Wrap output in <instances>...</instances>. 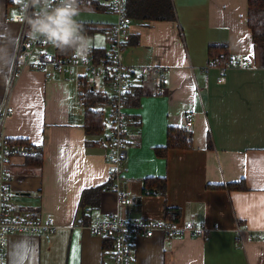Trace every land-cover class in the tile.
<instances>
[{
    "label": "crops",
    "instance_id": "0c3cea01",
    "mask_svg": "<svg viewBox=\"0 0 264 264\" xmlns=\"http://www.w3.org/2000/svg\"><path fill=\"white\" fill-rule=\"evenodd\" d=\"M17 2L0 0V108L5 103L8 108L3 134L41 143L43 150L10 158L13 198L20 215L53 216L54 228L8 234L4 264H114L113 249L103 251V237L79 223L81 193L96 186L105 187L92 220L118 214L127 221H159L170 206L178 209L180 223H203L207 229L201 236L170 240L159 231L151 236L139 232L131 264H264V239L256 238L264 230H253L237 218L229 195L264 197V41L252 38L248 0H171L175 19L130 17L122 36L123 63L157 66L160 72L130 76L131 92L136 89L139 96L136 104L132 99L125 104L131 132L119 181L120 192L130 198L124 206L117 204L109 176V128L86 132L85 107L74 98V75L51 65L34 67L36 55L13 73L21 25L5 18L16 12ZM97 2L79 7L80 13L96 12L95 19L78 20L109 30L115 21L111 0ZM105 38L106 45L90 49L107 54L106 33ZM211 43L225 44L233 62L221 82L219 69L206 65ZM42 50L55 54L54 46L36 51ZM82 76L91 89L111 97L107 78L81 72L79 86ZM106 106V116L104 105L95 108L107 117ZM185 113L193 121L191 146L157 154L155 149L166 144L167 130L183 127ZM148 178H164V193H146ZM241 180L244 190L210 186ZM246 204L242 197L241 207Z\"/></svg>",
    "mask_w": 264,
    "mask_h": 264
},
{
    "label": "built area",
    "instance_id": "2783aa9c",
    "mask_svg": "<svg viewBox=\"0 0 264 264\" xmlns=\"http://www.w3.org/2000/svg\"><path fill=\"white\" fill-rule=\"evenodd\" d=\"M88 3V0H78L81 7ZM110 8L115 15V21L110 28L109 40L110 49L105 57H97L92 52L84 56L61 59L53 52L36 51L37 48L51 47L45 40H33L27 36V25L23 20L17 19L19 4L15 15L5 18L6 21L16 22L21 25L17 51L13 61V73L30 64V59L37 56L36 68H43L51 65L59 71L73 74L75 77V102L84 106L80 94L79 75L81 72L89 74L91 78L101 76L108 79L112 86L111 101L109 104V115L104 119L105 125L109 128L107 139L108 151L106 159L110 165L109 176L113 179L114 191L117 193V204L124 206L130 203V198L120 192L119 181L122 177V167L127 158V143L131 132L128 123V114L125 110V101L130 88V76L138 71L140 74H151L154 77L160 72L157 66H130L123 63V39L131 23L127 15V0H111ZM231 59L222 65H215L212 60H207V67L219 69L218 82L222 81L227 68L232 65ZM8 114L7 104L0 108V264H4V252L7 235L10 233L40 234L51 231L54 228L53 216H32L20 215L17 211V204L13 198L12 176L9 171V161L12 156L30 157L42 153L41 143L25 141H14L3 134L5 119ZM193 125L189 113L184 114L183 128L189 130ZM146 193L149 189L144 187ZM90 230L101 237L112 240L114 252V264H131V247L134 236L142 232L146 236L153 235L156 231L163 234L166 240L186 235L201 236L207 229L203 223L185 221H127L118 214L96 215L92 222L87 225ZM256 238L264 239V233L257 234Z\"/></svg>",
    "mask_w": 264,
    "mask_h": 264
},
{
    "label": "trees",
    "instance_id": "16d2710c",
    "mask_svg": "<svg viewBox=\"0 0 264 264\" xmlns=\"http://www.w3.org/2000/svg\"><path fill=\"white\" fill-rule=\"evenodd\" d=\"M94 4H97V0H93ZM100 9V7L98 8ZM127 15L134 19H141L145 21L150 20H171L175 19V10L171 3V0H127ZM248 26L251 29L252 38L255 42L264 41V0H248ZM82 30L89 36L99 28L94 24L80 22ZM103 30L107 36L109 30ZM54 52L58 58L73 57L74 53L71 49L60 50L54 47ZM89 52H92L97 57H105L106 53L101 48H91ZM207 58L212 60L215 65H222L230 59V55L225 44L211 43L207 48ZM80 93L84 100L86 123L85 130L89 134L102 133L105 128L103 113L96 110V106H106L110 104L111 97L107 94L97 90L91 89L87 83V76L80 78ZM139 92L136 89L129 92L125 101L127 104L129 99L133 104L137 103ZM166 144L161 147H157V154H164L169 148H189L191 146V134L189 130H185L183 127H171L167 130ZM144 186L147 187L150 193H164L165 179L164 178H148L144 180ZM211 187H226L227 189L244 190V181L228 182L225 185H210ZM105 186H96L93 188H86L82 191L79 205L81 209V216L79 223L82 225H89L92 222V209L97 207L98 197L101 188ZM89 210H88V209ZM176 207L166 206L164 211L165 221L176 222L179 221V212ZM112 240L107 237H103V251L112 250Z\"/></svg>",
    "mask_w": 264,
    "mask_h": 264
},
{
    "label": "clouds",
    "instance_id": "9594fccd",
    "mask_svg": "<svg viewBox=\"0 0 264 264\" xmlns=\"http://www.w3.org/2000/svg\"><path fill=\"white\" fill-rule=\"evenodd\" d=\"M17 19L27 25L30 39H42L60 50L71 49L77 56L90 50L91 37L83 30L77 17L80 15L78 0H18ZM230 198L237 218L253 230H264V197L231 192ZM247 204L240 205V199Z\"/></svg>",
    "mask_w": 264,
    "mask_h": 264
},
{
    "label": "rangeland",
    "instance_id": "374dc122",
    "mask_svg": "<svg viewBox=\"0 0 264 264\" xmlns=\"http://www.w3.org/2000/svg\"><path fill=\"white\" fill-rule=\"evenodd\" d=\"M89 12H91V13H89ZM96 14V12H92V11H89L88 9L86 10V11H84V12H82V13H80V16H78L77 17V19H81V20H86V19H90V18H92V19H95V17H94V15ZM98 44H105L106 45V38H105V33H103V32H101L100 30L99 31H96L93 35H92V37H91V44H90V47L92 46V45H98ZM108 91V90H107ZM84 101V100H83ZM104 116H106V113H107V106H104ZM108 115H109V113H108ZM107 115V116H108ZM104 118H106V117H104ZM105 130H106V128H104Z\"/></svg>",
    "mask_w": 264,
    "mask_h": 264
},
{
    "label": "snow or ice",
    "instance_id": "6c2138e0",
    "mask_svg": "<svg viewBox=\"0 0 264 264\" xmlns=\"http://www.w3.org/2000/svg\"><path fill=\"white\" fill-rule=\"evenodd\" d=\"M13 15H15V12L13 13Z\"/></svg>",
    "mask_w": 264,
    "mask_h": 264
}]
</instances>
